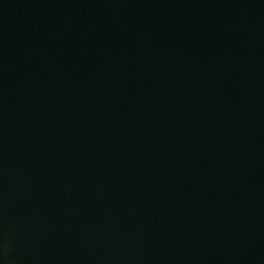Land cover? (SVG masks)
Wrapping results in <instances>:
<instances>
[{
	"label": "water",
	"instance_id": "95a60500",
	"mask_svg": "<svg viewBox=\"0 0 264 264\" xmlns=\"http://www.w3.org/2000/svg\"><path fill=\"white\" fill-rule=\"evenodd\" d=\"M0 264H264V0H0Z\"/></svg>",
	"mask_w": 264,
	"mask_h": 264
}]
</instances>
